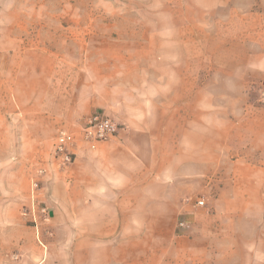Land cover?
<instances>
[{
	"label": "crops",
	"instance_id": "obj_1",
	"mask_svg": "<svg viewBox=\"0 0 264 264\" xmlns=\"http://www.w3.org/2000/svg\"><path fill=\"white\" fill-rule=\"evenodd\" d=\"M15 22L0 20V26ZM104 51L114 57L91 60L82 49L74 57L53 46L0 51L20 55L4 66L14 74L5 77L1 99L0 167L6 169L0 174L27 186L24 205L35 194L52 217L64 216L68 229L103 230V237L119 230L154 232L159 216L176 239L202 244L197 263L264 264V211L256 240L238 239L237 224L229 222L233 214L251 215L253 192L256 205L264 200V137H237L229 117L183 93L171 77L173 64L156 77L121 57L122 48ZM95 110L111 115L121 129L95 149L77 140L74 161L60 168L52 155L56 135H78ZM243 146L254 152L252 159L237 153ZM195 198H203L205 207ZM224 215L229 220L221 225ZM225 229L227 238L220 234Z\"/></svg>",
	"mask_w": 264,
	"mask_h": 264
},
{
	"label": "rangeland",
	"instance_id": "obj_2",
	"mask_svg": "<svg viewBox=\"0 0 264 264\" xmlns=\"http://www.w3.org/2000/svg\"><path fill=\"white\" fill-rule=\"evenodd\" d=\"M0 20L16 21L9 23L13 28L0 26V51L53 46L103 60L114 57L103 48H122L121 57L156 77L167 75L171 63L183 93L229 117L237 137H264V0H0ZM19 56L0 53V107L5 77L14 74L4 66ZM237 150L254 157L245 146ZM27 192L0 174V264H200L202 244L176 239L159 216L154 232L119 230L103 237V230L68 229L63 215L54 218L49 211L34 221L24 205ZM252 199L251 215L233 214L229 221L237 224L238 239L259 237L264 200L256 205L254 192ZM228 220L224 215L217 222ZM228 233L220 232L223 238Z\"/></svg>",
	"mask_w": 264,
	"mask_h": 264
},
{
	"label": "built area",
	"instance_id": "obj_3",
	"mask_svg": "<svg viewBox=\"0 0 264 264\" xmlns=\"http://www.w3.org/2000/svg\"><path fill=\"white\" fill-rule=\"evenodd\" d=\"M120 129L121 125L111 115L103 110H95L78 127V135L69 130L59 131L54 139L53 158L60 168H65L74 161L75 153L72 145L77 140L86 143L90 149H95L99 142L115 137ZM32 188H37L36 182H32ZM195 204L202 205L203 200L198 199L195 201ZM26 210L34 221L37 216L48 214V209L37 202L35 194H32ZM182 225V222H179V226Z\"/></svg>",
	"mask_w": 264,
	"mask_h": 264
}]
</instances>
